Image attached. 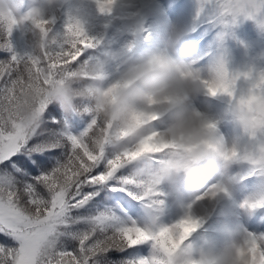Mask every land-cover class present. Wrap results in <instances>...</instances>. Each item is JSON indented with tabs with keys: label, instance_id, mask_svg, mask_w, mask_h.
Returning <instances> with one entry per match:
<instances>
[{
	"label": "snow or ice",
	"instance_id": "6c2138e0",
	"mask_svg": "<svg viewBox=\"0 0 264 264\" xmlns=\"http://www.w3.org/2000/svg\"><path fill=\"white\" fill-rule=\"evenodd\" d=\"M113 2L96 0L101 12L110 11ZM214 7L216 20L225 26L242 17L264 30V0H214ZM33 23L49 35V19ZM18 25L14 17L0 15V54L7 53L0 55V234L15 243L0 244V264H165L167 253L199 221L189 205L182 218L161 223L163 194L133 169L137 157L159 162L173 145L156 143L153 132L135 151L122 152L111 146V125L102 123L87 101L71 115L49 103L46 88L69 75L94 43L70 20L63 35L54 36L42 53L20 54L8 39ZM244 75L264 99V72ZM204 83L211 95L226 91ZM26 92L37 97L29 123L15 114ZM147 118L155 121L158 116ZM128 142L121 137V144ZM233 155L239 159L235 150ZM244 162L250 174L264 177V160L253 155ZM210 191L215 195L217 185ZM255 200L254 209L264 207V194ZM69 242L75 244L72 250L66 247ZM246 243L253 264H264V237L250 234Z\"/></svg>",
	"mask_w": 264,
	"mask_h": 264
},
{
	"label": "clouds",
	"instance_id": "9594fccd",
	"mask_svg": "<svg viewBox=\"0 0 264 264\" xmlns=\"http://www.w3.org/2000/svg\"><path fill=\"white\" fill-rule=\"evenodd\" d=\"M23 3L24 0H0V15L14 17L19 25H29L28 31L35 37L34 47L39 55L54 36L42 33L33 21L46 19L47 10L58 0H28V7L21 14ZM74 21L80 24L79 20ZM181 36V30L170 31L164 42L167 49L164 53L145 52L124 60L119 77L113 83H104L106 60L81 62L69 75L50 83L44 95L67 115L75 114L78 104L87 101L99 120L111 125V146L122 152L135 151L153 132L157 133L156 143L173 145L159 162L147 156L137 157L133 173L163 188L170 200L187 210L189 205L193 207L203 198L200 190L213 176L220 178L217 191L212 195L209 190L204 196L230 195L229 186L235 177L229 175V169L234 162L245 161L253 155L257 160H264V99L259 95L258 86L244 75L248 71L230 72L222 58L211 67L208 78L202 79L199 72L191 69L195 62L194 49L181 44ZM240 78L248 85L231 103L229 114L240 130L241 140L229 147L218 146L213 139V129L209 128L212 123L184 101L201 93L212 98L226 95L231 100ZM205 81L208 87H223L226 91L211 95ZM36 99L32 92L19 97L15 114L23 122L33 119ZM154 106L162 107L167 113V120L159 131L150 126L153 121L147 118L153 113L158 116L152 110ZM122 136H127L129 142L121 144ZM234 150L239 153V159L233 155ZM186 196L192 197L187 203ZM257 203L246 200L241 207L251 211ZM247 239L241 229H233L225 233L218 245L205 242L194 247L185 240L167 253L165 264H253Z\"/></svg>",
	"mask_w": 264,
	"mask_h": 264
},
{
	"label": "rangeland",
	"instance_id": "374dc122",
	"mask_svg": "<svg viewBox=\"0 0 264 264\" xmlns=\"http://www.w3.org/2000/svg\"><path fill=\"white\" fill-rule=\"evenodd\" d=\"M159 3L161 9L158 16H152L148 10L157 12L159 8L154 7L152 0H114L108 12H101L96 0H58L46 12V19L51 21L49 36L63 35L70 20H79L85 35L95 47L94 53L90 49L86 56H94L95 62L106 60V85L118 79L124 60L145 52H166L164 42L172 30H181V44L194 49L192 59L195 62L191 64V69L199 72L202 79L208 78L209 70L221 58L233 73L251 70L255 76L264 72V30L259 29L254 20L241 17L235 24L225 26L215 18L214 0H159ZM27 7L28 0H24L20 13L23 14ZM135 22H139L144 31L134 34ZM27 26V23L18 25L12 32L16 53L32 54L26 42ZM247 85L243 78L238 79L231 100L226 95L212 98L201 93L184 101L190 109L198 111L214 125L213 139L224 147L241 140L240 130L235 127L229 109ZM152 110L158 113V118L150 126L159 131L167 120V113L160 106H154ZM229 175L234 176L235 181L229 186L228 196H204L220 178L213 176L205 182L199 193L203 198L190 210L192 217L199 221V227L185 243L194 247L205 242L218 245L225 238V233L233 229H241L246 236L264 237L263 209L258 207L249 211L241 207L244 201L255 200L264 194V177L250 174L249 165L244 161L234 162ZM159 191L164 199L161 223L168 225L182 218L185 210L170 200L163 188ZM191 198L186 196L185 203ZM214 214L221 216L213 218ZM0 244L15 247V243L2 234Z\"/></svg>",
	"mask_w": 264,
	"mask_h": 264
},
{
	"label": "trees",
	"instance_id": "16d2710c",
	"mask_svg": "<svg viewBox=\"0 0 264 264\" xmlns=\"http://www.w3.org/2000/svg\"><path fill=\"white\" fill-rule=\"evenodd\" d=\"M0 38H2V36H0ZM9 39V42L11 41L10 40V37L8 38ZM32 43H34V41H31ZM10 44H11V42H10ZM34 46H35V44H34ZM12 49H13V46H12ZM34 54H38L37 52H36V50H35V47H34ZM0 55H7V53H3V54H0ZM82 58V57H81ZM80 58V59H81ZM82 62V61H81ZM66 247L68 248V250H72V248L73 247H75V244H74V242H69L67 245H66ZM111 256H112V258H114V259H118L119 258V254L118 253H112L111 254Z\"/></svg>",
	"mask_w": 264,
	"mask_h": 264
},
{
	"label": "water",
	"instance_id": "95a60500",
	"mask_svg": "<svg viewBox=\"0 0 264 264\" xmlns=\"http://www.w3.org/2000/svg\"><path fill=\"white\" fill-rule=\"evenodd\" d=\"M139 30H140V25L136 24V32H139Z\"/></svg>",
	"mask_w": 264,
	"mask_h": 264
},
{
	"label": "bare ground",
	"instance_id": "6f19581e",
	"mask_svg": "<svg viewBox=\"0 0 264 264\" xmlns=\"http://www.w3.org/2000/svg\"><path fill=\"white\" fill-rule=\"evenodd\" d=\"M203 201H205V199H203Z\"/></svg>",
	"mask_w": 264,
	"mask_h": 264
}]
</instances>
